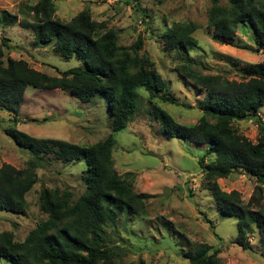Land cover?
<instances>
[{
    "label": "trees",
    "instance_id": "1",
    "mask_svg": "<svg viewBox=\"0 0 264 264\" xmlns=\"http://www.w3.org/2000/svg\"><path fill=\"white\" fill-rule=\"evenodd\" d=\"M121 1H133L139 6V0ZM219 1L209 0L208 12V26L217 39H232L237 26L247 22L256 42L264 47V1L226 0L224 5ZM24 7L32 15V21L24 26L33 31V44L51 46L65 58H78L83 66L50 76L23 59L7 58L4 63L0 47V110L17 114L28 86L68 90L82 103L106 93L111 132L91 145H79L33 137L14 126L3 129L30 157L23 168L7 163L0 167V210L25 213V195L37 181L36 170L45 167L51 154L64 163L84 160L86 168L82 170L85 190L75 200L66 188L41 189L39 209L46 219L39 221L21 241L12 231H1L0 258L11 264H117L123 252L109 244L105 228L122 213L145 217L146 197L133 191L130 173L121 176L113 169V133L130 122L140 87L147 91L149 103H179L168 93L167 83L152 59L141 51L140 35L129 47H120L116 32L93 20L88 10L65 22L55 17L53 0H38ZM0 22L13 26L16 19L3 12ZM194 30L192 23L177 24L166 29L161 38L164 50L181 55L180 73L206 92L198 106L202 114L193 124H180L162 109L157 110V116L166 137L206 144L205 155L215 156L214 162L203 164L202 170L207 181L212 182V196L220 215L236 218L237 234L232 243L251 250L250 238L256 235L258 246L264 249V121L259 116L264 105V60L242 67L239 80L204 74L194 66L198 63L182 54L197 45L191 35ZM4 40L1 46L5 45ZM246 119H253L257 125L256 142L232 126L233 122ZM12 121L14 125L18 123L16 117ZM198 161L203 163V157ZM237 170L252 177L256 184L246 202L235 190H221L216 181ZM218 252L217 248L211 251L210 246L199 244L193 251L182 252V256L188 264H219Z\"/></svg>",
    "mask_w": 264,
    "mask_h": 264
},
{
    "label": "rangeland",
    "instance_id": "2",
    "mask_svg": "<svg viewBox=\"0 0 264 264\" xmlns=\"http://www.w3.org/2000/svg\"><path fill=\"white\" fill-rule=\"evenodd\" d=\"M37 1L0 0V15L5 12L16 19L13 26L0 22L4 63L7 58L23 59L50 76L82 67L76 57L65 58L51 46L33 44V31L24 26L32 21V15L24 5ZM53 2L55 17L60 21H69L80 11L88 10L93 20L103 22L105 29L116 32L120 47H129L140 35L141 51L152 59L167 83L168 93L179 103L159 100L149 103L147 91L140 87L137 108L130 122L113 133V169L121 176L130 173L133 191L146 197L145 217L122 213L105 228L109 244L123 252L117 264H188L182 252L193 251L199 244L210 246L211 251L219 249V264H264V249L258 246L256 235L250 238L251 250L232 243L237 234L236 218L220 215L212 196V182L207 181L202 170L203 164L213 163L215 156L205 155L206 144L166 137L157 116V110L162 109L180 124H193L202 114L198 106L206 93L178 70L181 55L164 50L161 36L166 29L177 24H194L191 35L197 45L182 52L183 56L198 63V66L193 64L204 74L239 80L242 67L264 60V47L256 42L250 24L238 25L233 38L222 42L208 26L209 0H139L138 7L133 1L121 0ZM219 4H226V0H220ZM2 38H5L4 46H1ZM108 102L106 93L82 103L68 90L26 87L17 114L0 110V167L7 163L23 168L30 157L4 133V128L14 126L37 138L91 145L111 132ZM259 116L264 121V105L259 109ZM13 117L18 119L15 125ZM232 126L256 142L258 130L253 119L235 121ZM49 156L45 167L36 170L37 181L25 195V213L0 210V232L10 230L21 241L39 221L46 219V214L39 209L43 188H66L71 191L72 200L83 194L84 160L64 163L54 154ZM216 181L221 190L237 191L244 202L256 185L252 177L239 170ZM0 264L11 263L0 258Z\"/></svg>",
    "mask_w": 264,
    "mask_h": 264
}]
</instances>
